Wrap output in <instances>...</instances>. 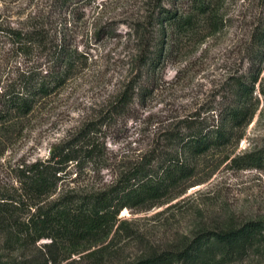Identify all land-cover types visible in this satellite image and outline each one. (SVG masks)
I'll list each match as a JSON object with an SVG mask.
<instances>
[{
  "label": "rangeland",
  "instance_id": "obj_1",
  "mask_svg": "<svg viewBox=\"0 0 264 264\" xmlns=\"http://www.w3.org/2000/svg\"><path fill=\"white\" fill-rule=\"evenodd\" d=\"M185 2L70 0L60 5L53 0H0V99L3 92L19 87L27 74L43 67H38L41 51L21 40L27 30L35 28L49 38L67 33L73 46L85 55L66 83L40 101L31 113L23 117L10 114L0 120V197L19 194V167L44 158L53 145L72 135L84 120L95 117L106 97L134 72L138 41L135 30L146 28L151 43L163 41L158 32L161 26H167L162 15L165 10H182ZM205 2L207 11L193 15L190 28L179 33L167 29L170 33L165 38L162 61L153 71L162 75L163 83L140 110L142 119L153 116L167 122L175 114H182V118L196 113L210 116L228 87L227 78L244 75L255 66L253 42L264 27V0ZM256 65L261 71L255 83L258 104L251 121L237 131L230 144L199 156L193 175L168 197L154 205L119 212L124 222L111 239L119 250L109 264L130 261L151 248L181 241L183 244L206 229L235 228L250 220L264 224V162L260 168L246 169L234 168L230 163L244 151L264 152V59ZM139 123H111L106 136L108 148L115 152L135 138L140 142L143 134L134 133V128L147 126ZM96 175L102 182L110 178L106 171L88 172L81 182L90 185ZM21 210L23 218L32 212L27 213L23 206ZM45 242L48 239H40L35 246L39 248ZM213 249L214 264H264V240H256L238 259L229 261V254L221 258L223 251ZM74 257L71 254L70 259Z\"/></svg>",
  "mask_w": 264,
  "mask_h": 264
},
{
  "label": "trees",
  "instance_id": "obj_2",
  "mask_svg": "<svg viewBox=\"0 0 264 264\" xmlns=\"http://www.w3.org/2000/svg\"><path fill=\"white\" fill-rule=\"evenodd\" d=\"M53 1L61 5L70 0ZM184 1L182 10H165L162 15L168 26L158 30L163 41L151 43L146 28L135 30L134 72L106 97L95 117L84 120L44 158L19 167L20 193L0 197V236L5 251L0 264H109L119 250L111 240L124 222L119 212L154 205L168 197L193 175L199 156L230 144L237 131L251 121L258 104L254 92L261 66L256 64L264 59V55L259 57L264 54V27L253 42L255 66L252 64L253 69L244 75L227 78L228 87L210 116L196 113L182 118V114H175L167 122L153 116L141 118L146 100L163 83L162 75L153 71L162 61L165 38L170 33L167 29L184 32L192 25L193 15L208 9L205 0ZM15 36L18 39L20 34ZM21 40L41 51L38 67H43L27 74L16 89L1 94L0 120L10 114L23 117L31 113L40 101L55 94L85 59L67 33L49 38L34 28L22 33ZM156 45L157 49L151 50ZM127 121L134 126L145 123L144 129L134 128V133L141 131L143 137L114 152L106 145L109 126ZM263 162L264 152L254 149L240 153L230 163L246 169L260 168ZM101 171L110 173L107 181L96 175L90 185L81 182L88 172ZM22 206L27 213L32 209L26 218L19 215ZM40 239L48 242L37 248L35 243ZM256 240H264V224L250 220L235 228L199 231L183 244L151 248L130 261L116 260V264H214L213 247L223 251L221 258L229 254V261L238 259ZM71 254L76 257L70 259Z\"/></svg>",
  "mask_w": 264,
  "mask_h": 264
}]
</instances>
